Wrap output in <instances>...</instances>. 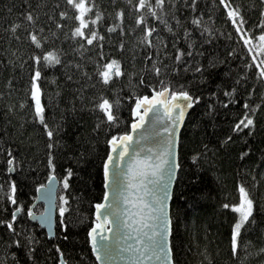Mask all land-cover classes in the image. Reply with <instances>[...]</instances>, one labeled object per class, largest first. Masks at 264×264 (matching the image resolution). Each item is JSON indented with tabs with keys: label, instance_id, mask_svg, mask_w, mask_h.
I'll return each mask as SVG.
<instances>
[{
	"label": "trees",
	"instance_id": "1",
	"mask_svg": "<svg viewBox=\"0 0 264 264\" xmlns=\"http://www.w3.org/2000/svg\"><path fill=\"white\" fill-rule=\"evenodd\" d=\"M95 2L106 14H114L116 8H125V24L132 25L134 13L127 11V0ZM166 2V11L170 10L172 15L180 20L177 26L169 17L174 31L183 37L184 28L193 27V13L190 8L185 7L188 0H176L178 8L171 6V0ZM234 2L241 5L243 15L248 21L247 27L258 23L264 0ZM55 3L56 0H0V149L7 150L11 147L17 160L23 163V168L12 178L17 180L20 199L28 205H32L36 196L35 185L47 182V138L38 122L31 119L32 113L27 103L24 108H20V102L28 99L26 86L31 63L27 59L30 55V45L24 38L25 29L31 25L25 19L24 13H33L36 26H48L47 14L52 13ZM60 3L62 7H66L64 0H60ZM197 4L196 14L203 13L202 23L217 33L209 44L202 39L200 30H195L191 39L196 43L197 50L203 53L197 59L207 65L211 57L217 63L210 74L204 73V79L192 71L183 70L179 76L173 77L175 83L190 85V90L202 97L201 101L188 111L181 128L182 170L174 182L169 202L173 217V259L175 264H264V254L259 252L264 247V107L257 110L256 124L251 134L246 129L240 133L230 131L234 118L242 114L241 108L245 98L252 104L264 103V84L250 79L246 85L242 83L238 86V103L230 104L227 108L220 103L225 98L223 89L233 84L236 72L247 64V60L241 59L242 54L228 56L230 51L238 52L242 42L237 41L230 23L226 22L218 0H197ZM14 22H19L20 25L15 33L10 30V25ZM111 22V16L106 15L100 24V31L106 36L104 53L122 59L126 73L123 78H116L109 87H85L91 82L82 77L81 72H91V64L97 59V53L85 50L82 54H76L72 51L75 46L69 42L62 46L67 53V60H72V65L69 66L65 60L54 69L44 70L41 86L43 100L49 105L48 115L57 120L63 117L56 180H62L65 170L72 169L70 191L73 200L70 213H66L69 228L62 232L57 223L54 226V237L51 239L46 237L44 230L36 223H25L27 218L21 213L24 218L18 227L31 230L38 243L34 246V259L31 261L25 256L24 249L18 250L14 246L11 248V251L17 253L20 264H58L57 245L60 246L67 264H97L88 243L87 232L94 219V202L102 198L100 161L107 146L105 131L100 130L99 134L96 131L98 113L91 110L92 97L102 89L111 98L122 99V105L117 112L120 121L110 129L122 132L130 130L129 107L134 103V97L147 91L137 77L138 70L143 66L142 57L147 50L138 45L131 32L123 37L126 42L125 49L119 50L118 34L113 33L110 39L107 38L104 25ZM157 26L160 28V38L166 41L169 56L173 53V45L186 47L183 38L177 42L173 34L159 22ZM67 30L64 29L65 32ZM15 35L22 39H15ZM59 43L58 41L57 44ZM153 52L155 53V48ZM160 52L163 55V47ZM169 62L165 60V63ZM77 63L81 64L80 70L75 67ZM68 76L72 79L68 80ZM78 89L81 91L77 92ZM246 89L252 90L254 96L248 97ZM209 92H216L217 95L209 96ZM209 105L214 107L211 113ZM10 106H15V110L10 111ZM225 134L232 136L231 142L226 145L220 143ZM202 145H207L208 151L203 153L198 163L193 162L191 155L194 151H203ZM242 152H246L243 158L240 155ZM4 159V152L0 151V183L5 180ZM238 182H243L250 188L255 201L256 224L245 231L238 254L233 256L229 244L233 212L231 209L222 208L221 204L237 199ZM60 191L69 190H64L62 185L58 184L57 198ZM2 207L0 204V208ZM41 209V205L33 208L37 213ZM0 218H7L5 212L0 211ZM10 235L11 233L0 225V262H3ZM6 264H13L11 256Z\"/></svg>",
	"mask_w": 264,
	"mask_h": 264
},
{
	"label": "snow or ice",
	"instance_id": "2",
	"mask_svg": "<svg viewBox=\"0 0 264 264\" xmlns=\"http://www.w3.org/2000/svg\"><path fill=\"white\" fill-rule=\"evenodd\" d=\"M218 3L222 6L226 22L230 23L237 41L242 42L239 51H230L228 56L242 54L241 59L247 60V64L236 72L233 84L223 89L225 98L220 103L227 108L230 104L239 102L237 88L240 84L246 85L250 79L264 84V8L260 9L258 23L247 27L248 21L243 15L241 5L234 0H218ZM64 4L66 7H62L60 0H56L52 13L47 14L48 26H36L33 13H24L25 19L31 25L25 29L24 37L30 45L27 59L31 63L26 86L28 99L20 102V108H24L27 103L32 113L31 119L38 122L47 138V182L35 185L37 195L32 204L43 200L44 208L39 213L34 212L32 205L25 204L20 199L17 180L12 178L23 168V163L17 160L11 147L7 150L0 149L5 157V180L0 183V204L3 207L0 211L7 216L0 218V225L11 233L4 250L3 262L0 264H6L9 256L13 259V264H20L17 253L11 251L13 246L18 250L24 249L29 261L34 259L32 253L38 241L31 230L18 227L24 217L27 218L25 223L37 221L39 226L46 227L49 237L54 235L53 228L57 223L62 232L69 228L66 213H70L72 208V169H66L62 180H56L63 117L57 120L48 115L49 105L43 100L41 80L45 69H54L67 60V53L62 46L65 42L75 46L72 51L76 54H82L85 50L97 53V59L91 64V72H81L82 77L91 82L85 87H109L116 78H123L126 73L122 59L104 53L106 36L100 31V24L106 15L112 19L111 23L104 25L107 38L110 39L113 33H117L120 37L117 45L119 50L125 49L126 42L123 37L128 32L136 37L141 48L147 50L142 57L143 66L137 73L139 83L147 91L134 97V103L129 107L131 130L122 132L110 131L120 121L117 112L122 105V99H113L102 89L92 97L91 110L98 113L96 131L97 134L100 130L105 131L107 147L100 161L102 198L94 202V219L87 232L88 243L99 264H117V261L119 264H175L171 240L173 217L169 203L172 198L171 188L182 170L181 128L189 109L201 101L202 97L195 95L190 90V85L175 83L173 77L179 76L182 70L192 71L201 79H204L205 72L210 74L217 61L210 57L207 65L201 63L197 57L203 53L197 50L196 43L191 38L195 35V30L199 29L202 39L211 44L217 33L202 23L203 13L196 14L197 0H188L185 5L193 13V27L184 28L183 37L174 31L169 17L177 26L180 20L170 10L166 11V0H154V3L153 0H127V11L134 13L131 26L125 24L126 10L123 7L116 8L114 14H106L95 0H64ZM171 6L178 8L176 0H171ZM157 22L172 33L177 42L183 38L186 47L173 45V53L169 56L166 41L160 38ZM19 26V22H14L10 25V30L15 33ZM65 28L68 29L66 32ZM14 38L22 39L19 35ZM162 47L163 55L160 52ZM165 60L170 62L165 63ZM67 63L71 66L73 62L67 60ZM75 67L80 70L81 64L77 63ZM66 78L72 79L71 76ZM79 91L81 90L78 89L77 92ZM246 91L248 97L254 96L252 90ZM216 95V92H209V96ZM262 107L264 103L252 104L245 98L242 114L234 118L230 131L240 133L246 129L251 134L255 128L257 110ZM9 110L14 111L15 106H10ZM209 110L211 113L214 107L209 105ZM137 130L138 134L134 135ZM231 140L232 136L225 134L220 143L226 145ZM201 147L203 151H194L191 155L193 162L198 163L203 153L208 151L207 145ZM240 155L243 158L246 152ZM58 184L69 191H60L57 198ZM236 192V200L221 204L222 208L231 209L233 212L229 230V244L233 256L238 254L245 231L256 224L255 201L250 188L243 182H238ZM21 213H24V217ZM54 213H58V216H54ZM56 251L58 264H67L59 245L56 246ZM259 252L264 254V247Z\"/></svg>",
	"mask_w": 264,
	"mask_h": 264
},
{
	"label": "water",
	"instance_id": "3",
	"mask_svg": "<svg viewBox=\"0 0 264 264\" xmlns=\"http://www.w3.org/2000/svg\"><path fill=\"white\" fill-rule=\"evenodd\" d=\"M190 110V109H189ZM146 123H147V121H146ZM131 130V129H130ZM138 132H139V130H137V132L136 133H134V135H136V134H138ZM174 185V184H173ZM173 185H172V188H171V191L173 190ZM57 188H58V185H57ZM57 194V193H56ZM36 195H37V193H36ZM37 205H41V207H42V209H41V211L43 210V208H44V201L43 200H38V201H36V203L33 205L32 204V207L34 208L35 206H37ZM54 216H56V213H54ZM31 222H34V223H36L38 226H39V224H38V222L37 221H31ZM55 226V225H54ZM40 228H42L41 226H39ZM43 230H44V232H45V234H46V237L48 238V239H51V238H53L54 237V235L53 236H51V237H49L48 235H47V228L46 227H43L42 228ZM53 232H54V228H53ZM94 255V254H93ZM95 257V256H94ZM97 262V264H99V262L98 261H96ZM117 264H119V261H117Z\"/></svg>",
	"mask_w": 264,
	"mask_h": 264
}]
</instances>
